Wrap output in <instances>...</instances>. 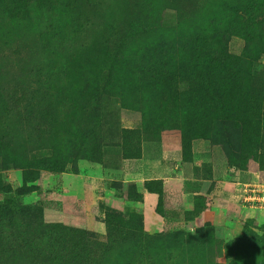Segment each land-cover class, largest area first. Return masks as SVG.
I'll return each instance as SVG.
<instances>
[{
	"label": "rangeland",
	"instance_id": "374dc122",
	"mask_svg": "<svg viewBox=\"0 0 264 264\" xmlns=\"http://www.w3.org/2000/svg\"><path fill=\"white\" fill-rule=\"evenodd\" d=\"M264 0H0V264H264Z\"/></svg>",
	"mask_w": 264,
	"mask_h": 264
},
{
	"label": "built area",
	"instance_id": "2783aa9c",
	"mask_svg": "<svg viewBox=\"0 0 264 264\" xmlns=\"http://www.w3.org/2000/svg\"><path fill=\"white\" fill-rule=\"evenodd\" d=\"M241 202L245 207L264 212V183L255 181L245 185Z\"/></svg>",
	"mask_w": 264,
	"mask_h": 264
}]
</instances>
